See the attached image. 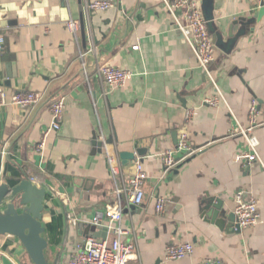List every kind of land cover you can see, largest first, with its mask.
Here are the masks:
<instances>
[{
  "label": "crops",
  "instance_id": "crops-1",
  "mask_svg": "<svg viewBox=\"0 0 264 264\" xmlns=\"http://www.w3.org/2000/svg\"><path fill=\"white\" fill-rule=\"evenodd\" d=\"M90 1L96 0H0V90L43 96L28 109H0V186L18 188L26 180L31 186L17 198L44 193L40 223L47 261L58 264L74 242L113 234L107 222L85 234L78 226L116 204L106 153L125 152L134 156L124 165L119 158L125 177L139 158L147 174L142 204L124 208L119 224L123 240L138 251L127 264H264V14L246 26L230 53L215 47V90L161 0H108L112 8L87 16ZM259 5L213 0L214 26L223 40L233 22L257 16ZM68 20L79 22L76 35L67 30ZM241 28L238 22L232 33ZM105 65L132 77L110 90L98 75ZM213 97L217 105L204 103ZM58 99L65 105L60 129L48 133L39 152ZM253 101L259 161L247 164L237 160L248 152L239 130L250 126ZM100 132L112 141L97 152L93 138L99 142ZM183 132L192 153L178 155L180 168L167 171L161 155ZM238 191L257 203L261 219L255 227L221 231L201 218L206 195L233 213ZM157 196L167 199L162 214L154 210ZM183 243L193 246L192 254L167 260V247ZM0 264L33 263L16 237L0 235Z\"/></svg>",
  "mask_w": 264,
  "mask_h": 264
},
{
  "label": "built area",
  "instance_id": "built-area-1",
  "mask_svg": "<svg viewBox=\"0 0 264 264\" xmlns=\"http://www.w3.org/2000/svg\"><path fill=\"white\" fill-rule=\"evenodd\" d=\"M161 1L172 17L174 25L183 34L197 66L203 72L207 81L216 90L215 78L210 71V65L215 58L216 48L203 19L200 0ZM110 8H112V4L108 0L90 1L84 6L87 16L93 13L107 11ZM181 20L185 21V25L181 23ZM65 26L74 35H76L80 28V24L76 20L66 21ZM2 44L3 39L0 37V48ZM131 49L138 51L139 45L136 44ZM98 75L102 84L110 90L122 87L132 77L131 72L110 65L100 67ZM217 95L222 99L219 93ZM42 99V94L37 92L24 91L9 94L7 91L0 90V109L9 105L28 109L38 105ZM217 101V97H213L206 99L204 103L209 106H215L217 105ZM256 107L257 103L253 101L249 108L250 126L245 129L240 128L239 130V134L244 139L248 152L238 156L237 160H245L247 164L259 161V142L253 131L257 115ZM64 110L65 105L62 99L55 100L51 104V123L43 134V138L37 146V151H42L45 137L49 132L60 129ZM97 139L103 146H106V138L102 132L98 133ZM187 141V135L184 132L181 133L176 146L161 155V161L165 170L172 171L176 168L178 164L176 157L178 155L186 152L185 156H188L192 153ZM106 162L110 178L116 185L115 194L117 201L115 205L106 206L103 211L96 212L93 215L91 224L99 227L107 222L106 228L111 230L113 234L107 236L105 239L88 238L81 243H72L63 260L58 264H127L131 260L138 259V251L135 245L123 240L122 235L124 232L119 224L122 220L124 208L130 206L138 207L142 204L147 174L140 158L134 161L132 174L127 177L123 174V167L119 156L106 153ZM234 201L235 207L233 214L235 224L240 230L250 229L259 224L261 217L254 199H248L245 197L244 191H238L235 194ZM166 205L167 199L162 196H157L154 203L155 212L162 214ZM68 219L73 222L70 214L68 215ZM192 252L193 246L190 243L174 244L167 247L165 256L169 261H180L192 254ZM200 264L221 263L214 259H205Z\"/></svg>",
  "mask_w": 264,
  "mask_h": 264
},
{
  "label": "water",
  "instance_id": "water-1",
  "mask_svg": "<svg viewBox=\"0 0 264 264\" xmlns=\"http://www.w3.org/2000/svg\"><path fill=\"white\" fill-rule=\"evenodd\" d=\"M259 3L260 10L257 16H254V18L249 21L241 19L233 22L228 27L227 40L224 41L222 35L214 26L213 0H201L203 19L211 35L214 46L221 53H230L238 39L245 35L246 26L253 24L255 20H260L264 14V3L261 2V0H259ZM238 22L241 23L243 28L234 35L232 33V27ZM175 135L176 134H173L174 142L176 141ZM111 141L110 139L106 140V144H110ZM102 145L101 142L96 141V137L93 138L95 151L100 152ZM138 154L140 155L139 152ZM119 158L124 165L126 161L133 160L134 156L133 154L123 152L119 154ZM179 168L180 165L177 166V169ZM25 186H31V182L25 180L21 186L12 189H8L6 186H0V209H3L2 213L0 212V235L16 237L25 248L33 264H49L45 257L47 243L42 237L44 228L40 223L44 193L39 192L35 197H32L30 194H25L20 196V199L17 198L15 193H19ZM199 211L202 219L214 224L221 231H224L225 228L227 231L230 230V232L240 231L235 224L234 214L227 213L224 210V204L219 198L206 195L205 198L201 200ZM78 228L79 231L82 229L84 234L96 230V226L84 223H80Z\"/></svg>",
  "mask_w": 264,
  "mask_h": 264
},
{
  "label": "rangeland",
  "instance_id": "rangeland-1",
  "mask_svg": "<svg viewBox=\"0 0 264 264\" xmlns=\"http://www.w3.org/2000/svg\"><path fill=\"white\" fill-rule=\"evenodd\" d=\"M49 264H54L53 260H48Z\"/></svg>",
  "mask_w": 264,
  "mask_h": 264
}]
</instances>
